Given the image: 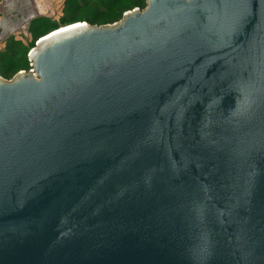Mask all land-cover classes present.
Listing matches in <instances>:
<instances>
[{
  "label": "water",
  "instance_id": "1",
  "mask_svg": "<svg viewBox=\"0 0 264 264\" xmlns=\"http://www.w3.org/2000/svg\"><path fill=\"white\" fill-rule=\"evenodd\" d=\"M29 57L0 80V264H264V0H147Z\"/></svg>",
  "mask_w": 264,
  "mask_h": 264
},
{
  "label": "rangeland",
  "instance_id": "2",
  "mask_svg": "<svg viewBox=\"0 0 264 264\" xmlns=\"http://www.w3.org/2000/svg\"><path fill=\"white\" fill-rule=\"evenodd\" d=\"M65 2L66 0H19V2H17V5L16 3L9 5L7 0H0V20L4 16H8L12 19L13 23H15V30L13 31L12 35L8 39L2 42L0 41V53L7 50L8 45L12 41L18 42V49H20L22 53L29 52L27 53L26 57H21L20 55L15 56L14 60H16L17 67L11 73H6L4 71L6 69L5 65H2L0 63V80L6 82L14 81L20 76V72H29L32 68V66H29L31 65L29 54L33 47H35V41H38L39 39L37 38V34H33L30 31V27L32 26V22L34 19L43 18L45 20L42 31L46 32V34L54 31V29L56 28L70 25L71 22H68V19L72 16V14H74V11L66 7ZM11 8L14 9V11L10 10ZM87 8L88 7L82 8L77 13V16L84 18L86 14L88 15L89 12H87ZM145 8L141 9L139 7H135L127 10L125 13L137 9L142 11ZM125 13H123V16H120V18L118 17L117 21L113 23H108V21L112 19V17L108 16L103 17L100 23L101 25H92L84 19L78 22H86L91 26L97 27L113 26L123 20ZM24 16H29L30 18H28L27 21L23 22ZM28 67L30 68L27 70Z\"/></svg>",
  "mask_w": 264,
  "mask_h": 264
},
{
  "label": "trees",
  "instance_id": "3",
  "mask_svg": "<svg viewBox=\"0 0 264 264\" xmlns=\"http://www.w3.org/2000/svg\"><path fill=\"white\" fill-rule=\"evenodd\" d=\"M65 3L66 7L74 11V14H72V16L68 19V22H71L70 24L76 23L84 19L92 25L100 24L103 17L106 16L112 17V19H110L108 23H113L117 21L118 17L120 18V16H123V13H125L127 10H130L135 7L143 9L146 7L147 4L146 0H66ZM86 7H88L87 12H89V14H86L84 18L77 16V13L82 8ZM44 21L45 20L43 18H36L32 22L30 31L33 34H37V38H41L46 35V32L42 31ZM18 45V42L12 41L8 45L7 50L0 53V63L2 65H5L6 69L4 71L6 73H11L13 70L16 69V60H14L15 56L20 55L21 57H26L27 53H29H22L21 50L18 49ZM29 68L30 67H28L27 70Z\"/></svg>",
  "mask_w": 264,
  "mask_h": 264
},
{
  "label": "bare ground",
  "instance_id": "4",
  "mask_svg": "<svg viewBox=\"0 0 264 264\" xmlns=\"http://www.w3.org/2000/svg\"><path fill=\"white\" fill-rule=\"evenodd\" d=\"M9 1V5H11V4H13V3H16V5H17V2H19V0H8ZM17 1V2H16ZM14 6V5H13ZM14 10V9H13ZM71 25H75V23H73V24H70V25H66V26H64V27H61V28H59V29H56V30H54V32H56V31H58V30H63L64 28H66V27H69V26H71ZM53 32V31H52Z\"/></svg>",
  "mask_w": 264,
  "mask_h": 264
},
{
  "label": "built area",
  "instance_id": "5",
  "mask_svg": "<svg viewBox=\"0 0 264 264\" xmlns=\"http://www.w3.org/2000/svg\"><path fill=\"white\" fill-rule=\"evenodd\" d=\"M29 72H31L34 76H36L35 71H34L33 68H31Z\"/></svg>",
  "mask_w": 264,
  "mask_h": 264
},
{
  "label": "crops",
  "instance_id": "6",
  "mask_svg": "<svg viewBox=\"0 0 264 264\" xmlns=\"http://www.w3.org/2000/svg\"><path fill=\"white\" fill-rule=\"evenodd\" d=\"M7 2L9 3V1L7 0ZM10 10H13L12 8ZM14 11V10H13Z\"/></svg>",
  "mask_w": 264,
  "mask_h": 264
}]
</instances>
